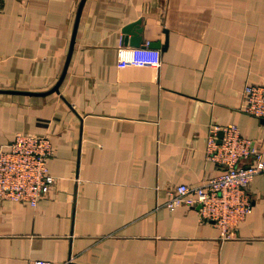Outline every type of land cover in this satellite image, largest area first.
Returning <instances> with one entry per match:
<instances>
[{"label":"crops","instance_id":"crops-1","mask_svg":"<svg viewBox=\"0 0 264 264\" xmlns=\"http://www.w3.org/2000/svg\"><path fill=\"white\" fill-rule=\"evenodd\" d=\"M81 1L0 0V90L22 92H0V149L50 136L57 179L37 207L0 201V264H264V172L233 238L166 206L221 175L214 127L236 125L264 161V121L240 110L264 84V0H86L59 91L27 94L60 80ZM139 20L158 71L131 63Z\"/></svg>","mask_w":264,"mask_h":264},{"label":"built area","instance_id":"built-area-1","mask_svg":"<svg viewBox=\"0 0 264 264\" xmlns=\"http://www.w3.org/2000/svg\"><path fill=\"white\" fill-rule=\"evenodd\" d=\"M131 63L158 71L162 52L151 48L147 42L132 49ZM240 110L264 121V84L246 86ZM219 132L224 133L221 143ZM207 153L209 159L222 168L221 175L198 187L185 183L173 187L166 206L170 211L183 206L198 207L202 221L217 225L223 238H233L234 229L250 212L248 189L255 176L264 172L263 153L253 141L241 136L236 125L223 129L214 127ZM54 154L50 136L17 133L9 145L0 149V201L37 207L41 200L49 197L57 184L49 168ZM251 159L252 163L246 166L245 162ZM33 264L54 263L39 259Z\"/></svg>","mask_w":264,"mask_h":264},{"label":"water","instance_id":"water-1","mask_svg":"<svg viewBox=\"0 0 264 264\" xmlns=\"http://www.w3.org/2000/svg\"><path fill=\"white\" fill-rule=\"evenodd\" d=\"M85 2H86V0H82L81 1L80 7H79V10H78L77 20H76V25H75V31H74V34H73V38H72V42H71V47H70L69 55H68L67 62H66V65H65V68H64V71H63V74H62L60 80L55 85V87L50 92H48V93H44V94L27 93V94H32V95H47V94H50V93L58 92L59 91L60 86H61V84H62V82H63V80H64V78L66 76V73H67V70H68V67H69V64H70L72 55H73L74 45H75V40H76V32H77L79 20H80V17H81L82 10H83V7L85 5ZM141 24H142V21L139 20V21H137L135 23H132V24H130V25H128V26L125 27L124 33L127 35L126 36V39H125L126 40V43H127V41L130 40L131 46H134V47H140L141 46V43H142V40H143V38L141 36V33L143 31L142 30V27H141ZM158 47H159V44L158 43L151 45V48H158ZM0 92H3V93H5V92L6 93H22V92H17V91H2V90H0ZM223 137H224V133L221 132L220 135H219V143H221Z\"/></svg>","mask_w":264,"mask_h":264}]
</instances>
